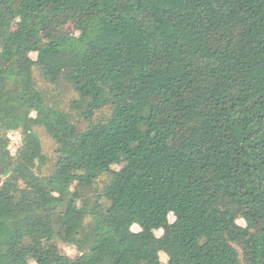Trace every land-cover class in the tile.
I'll use <instances>...</instances> for the list:
<instances>
[{
    "label": "trees",
    "instance_id": "trees-1",
    "mask_svg": "<svg viewBox=\"0 0 264 264\" xmlns=\"http://www.w3.org/2000/svg\"><path fill=\"white\" fill-rule=\"evenodd\" d=\"M1 178L0 264H264V0H0Z\"/></svg>",
    "mask_w": 264,
    "mask_h": 264
},
{
    "label": "rangeland",
    "instance_id": "rangeland-1",
    "mask_svg": "<svg viewBox=\"0 0 264 264\" xmlns=\"http://www.w3.org/2000/svg\"><path fill=\"white\" fill-rule=\"evenodd\" d=\"M45 6L49 7L48 3H46ZM67 31H70L73 33V29L71 28V26H69L67 28ZM44 36L47 39L54 37V35H50V34H45ZM31 57L33 60H36L37 55L32 54ZM35 80L41 89L49 92L50 95L53 97H58L59 99H62V102L64 103V107L66 109H68L70 101L77 98V95L69 87L65 86L64 88L56 89L53 85L49 84L42 77V75L38 69L35 70ZM38 133L40 135V138H41V141L43 144L44 152L48 156V158L50 159L49 164L44 168L43 173H44V175H49L51 173V168L54 164L56 146H55L54 142L42 130H39ZM10 140H11L10 150H11L12 154H15L17 149L19 148V146L21 144L20 133H18V132L11 133L10 134ZM115 169L119 170V167H115ZM107 180H108V178L104 177L98 182L96 187L99 191L103 188L104 182ZM2 181H3V179L1 178L0 183ZM174 222H175V217L173 215H170V226H171V228L174 227ZM238 224L242 227L246 226L245 222L241 219L238 220ZM169 230H170V228H168V227L162 228L161 230L156 231L155 235L157 237L165 236L169 232ZM258 230H259V228L251 231V233L258 231ZM133 231L134 232H140V228L135 226V227H133ZM61 249L70 258H74L75 256L78 255V251L74 247L62 244ZM162 261H163V264H165L166 260L164 258H162Z\"/></svg>",
    "mask_w": 264,
    "mask_h": 264
}]
</instances>
